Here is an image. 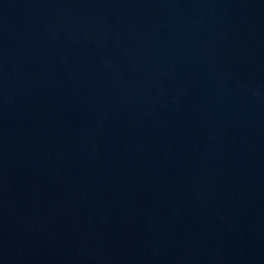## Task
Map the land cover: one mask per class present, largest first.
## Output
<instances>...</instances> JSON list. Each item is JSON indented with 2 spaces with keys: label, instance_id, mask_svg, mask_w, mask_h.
<instances>
[{
  "label": "water",
  "instance_id": "obj_1",
  "mask_svg": "<svg viewBox=\"0 0 264 264\" xmlns=\"http://www.w3.org/2000/svg\"><path fill=\"white\" fill-rule=\"evenodd\" d=\"M0 264H264V0H0Z\"/></svg>",
  "mask_w": 264,
  "mask_h": 264
}]
</instances>
